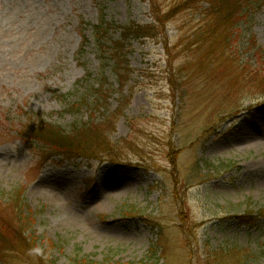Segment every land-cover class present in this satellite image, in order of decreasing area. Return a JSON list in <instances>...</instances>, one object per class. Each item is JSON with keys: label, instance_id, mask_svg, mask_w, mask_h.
I'll list each match as a JSON object with an SVG mask.
<instances>
[{"label": "rangeland", "instance_id": "1", "mask_svg": "<svg viewBox=\"0 0 264 264\" xmlns=\"http://www.w3.org/2000/svg\"><path fill=\"white\" fill-rule=\"evenodd\" d=\"M102 20L114 26L99 41ZM200 20L180 12L157 38L129 39L121 79L118 26L152 22L150 0H0V216L14 221L22 188L42 264H264V93L247 80L230 97L196 75L186 36ZM252 39L264 49V0L231 48L251 69ZM114 113L100 158L41 163L20 135L33 114L70 131Z\"/></svg>", "mask_w": 264, "mask_h": 264}, {"label": "trees", "instance_id": "2", "mask_svg": "<svg viewBox=\"0 0 264 264\" xmlns=\"http://www.w3.org/2000/svg\"><path fill=\"white\" fill-rule=\"evenodd\" d=\"M158 1L150 0L153 15L152 22L147 24L129 22L118 26L121 29L120 36L113 44L111 53L115 59V67L117 66L116 71L121 79L123 77L122 58L126 55L125 49L129 39L157 38L163 27L178 13L195 9L201 14V29L200 32L195 30L193 33H189L186 40H188L189 49L192 50V54H187V56L191 57L192 62H190L194 65L196 75L201 76V73H206L204 82L210 81L213 84H221L220 82H222V85L226 84L223 90L230 97L233 96L232 89L236 86L237 89H240L251 85L256 88V91L264 93V49L258 47L255 40L252 39V50H255V61H253L255 65L252 69L247 64L244 66L239 65L238 57L234 56L233 49L231 50L232 43L237 35V26L255 8L259 0H169L168 4L163 7L160 6L161 4ZM112 26H114L112 23L103 20L97 25L96 34L99 41L111 30ZM168 43L166 40L165 46ZM204 45L208 49L205 55L214 57L213 60H209V62H213L214 66L212 64L208 68H204L205 61L202 64V58L206 57L200 50ZM194 46H198V49H192ZM201 79L203 81V78ZM245 81L247 82L239 88L238 84ZM115 119L116 114L114 113L110 117H105L103 121H87L67 131L61 126L47 122L41 116L33 114L26 119L23 126L25 130L20 135L25 140L29 138L41 145L38 150L41 163H45L55 156L66 159L82 157L95 159L100 158L103 152H109L111 141L108 133ZM113 158L111 157V160L116 162V159ZM23 192L22 188H18L10 198V202L16 203L14 221H8L0 216V252H2V254L0 253L2 255L0 259L6 264H10L9 255L14 253L28 264H42L35 253L37 237L29 232L31 217L27 215L28 212L24 209ZM236 217L241 223H252L253 225L256 224L257 220V217L249 214L237 215ZM46 242L48 245L50 241L47 240ZM233 252L232 249L230 253L214 251L213 254L222 256L232 254L234 256ZM211 256L212 253L207 256L208 261L204 264H212ZM221 260L219 259L216 264H223ZM52 264H55V262L53 261ZM77 264L115 263H98L82 259L77 261Z\"/></svg>", "mask_w": 264, "mask_h": 264}]
</instances>
